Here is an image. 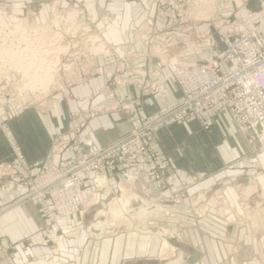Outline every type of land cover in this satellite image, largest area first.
<instances>
[{
  "label": "rangeland",
  "instance_id": "1",
  "mask_svg": "<svg viewBox=\"0 0 264 264\" xmlns=\"http://www.w3.org/2000/svg\"><path fill=\"white\" fill-rule=\"evenodd\" d=\"M164 1L162 3L155 0L156 14L152 21L136 24L130 28V32L133 41L146 48L145 56L160 65L172 78L176 66L203 65L208 60L207 56L195 63L182 62L183 59L180 57L185 52L192 51L190 41L200 48L204 45L205 47L219 45L221 33L226 29L224 18L233 24L235 31H238L239 26L236 25L234 18L236 7L240 3H244L245 6L256 3V8L251 10H257L259 2V0ZM93 10L94 5L88 0H0V11H6L23 19L21 22L23 30L34 31L38 28V33L42 31L53 34L56 45L52 48L51 56H48L49 49L44 48L41 43L39 45H43V48L33 50L31 55L34 57L35 54L44 60L50 57L51 68L46 76L49 84L50 78H54L53 85L56 90L53 94L51 91L47 99H35L31 96L28 97L29 99L25 97L17 99L11 89L13 81L7 83L4 92L0 95V104L2 103L0 108L5 109L6 116L11 115L15 110L20 111L35 105L46 109L50 97L56 93L67 95L71 89L82 85L99 72L107 77L113 75V79H108L103 86L104 104L111 101L108 106L101 107L103 111L108 109V111L118 110L126 113L131 127L147 116L146 113L145 116L136 119L135 111L140 109L139 104L130 106L115 94L126 84V80L119 75H128V68L125 65L137 54L126 55L119 46L113 45L105 37L106 30L113 22L110 10L107 7L97 10L96 19L91 14ZM215 13L223 18L218 19L214 16ZM157 20L164 21L162 30L157 29ZM119 22L124 24L122 20ZM51 29L55 33L50 32ZM207 29L212 30L211 36L206 35ZM11 36L13 43L17 44L16 40H20L19 35ZM11 36L8 38V46ZM29 36L27 33L22 35L29 40L31 46L32 40ZM184 42L188 45L186 46ZM4 48L1 51H4ZM198 50H193L195 51L193 53L201 57L205 51ZM97 59L114 61L100 69L95 65ZM3 83L2 81L0 87L4 86ZM47 84L41 88L43 95L48 93ZM14 87L19 89L18 86ZM91 112L95 113L94 109ZM79 138L83 137L77 134L68 142L72 156L73 143ZM6 140L13 152L14 142L7 137ZM60 142H54L52 152L61 144ZM19 150L21 151L20 148ZM261 155H264V152L260 153L246 147L245 155L239 160L242 167L237 169L238 173L218 174L210 187L200 188L198 191H193V194L190 193V183L177 179L167 167L161 186L157 188L162 190V194L164 193L162 198L169 200L167 203L171 208L152 200V188L147 195L143 194V190L151 185H141L142 178L136 177L134 187L124 180L119 182L122 178L115 179V191L107 189L104 193L90 196L84 209H79L74 216L66 218L67 220L63 219L66 220V225L59 228L57 225L61 220L52 226L39 203L23 199L28 191L7 169L9 163L0 164V177H6L8 180L16 179L18 184L26 189L25 195L20 200L0 207V218L20 202L35 203L37 214L46 223V227L43 226L35 234L22 236L21 244L32 252L28 254L26 264L39 262L43 264H172L179 258L182 260L180 264H264V180L261 178L264 177V169L258 162ZM24 159L26 160L25 157ZM64 161L53 167H59ZM27 163L31 165L34 173L44 177L51 168V166L45 167L40 162L27 161ZM100 180L102 179L98 180L100 186L104 187L105 180L103 182ZM118 186L121 190L117 188ZM127 198L130 200L127 201ZM159 208L162 211L158 212ZM119 212L123 214V219L116 222L112 214ZM142 213L147 215H141ZM98 223L105 225L104 229L107 231L99 232L95 227L100 226L97 225ZM40 242L45 245L46 251H36ZM164 242H167L172 250L162 254ZM15 254V246H0V264H16Z\"/></svg>",
  "mask_w": 264,
  "mask_h": 264
},
{
  "label": "crops",
  "instance_id": "2",
  "mask_svg": "<svg viewBox=\"0 0 264 264\" xmlns=\"http://www.w3.org/2000/svg\"><path fill=\"white\" fill-rule=\"evenodd\" d=\"M88 1L94 5L91 14L95 19L97 10L103 7H107L112 13L113 22L105 33L107 40L119 46L126 55L137 54L125 65L128 68V75H119L126 80L125 86L115 92L117 97L125 100L130 106L139 104L140 109L135 111L136 115L134 113L136 119L145 116L146 113L151 114L177 99L179 91L172 76L145 56L146 48L133 41L130 32L132 26L152 21L156 14L155 0ZM247 6L255 9L256 3H249ZM121 20L124 24L119 22ZM156 24L158 30H162L165 25L163 20H157ZM261 31L264 36V20ZM189 44L192 46V51H187L180 57L183 59L182 62H198L211 52L209 47H205L206 45L200 48L192 41ZM193 50L199 52L203 50L205 53L198 57L199 55L193 53L195 52ZM113 61L97 59L95 65L102 69ZM108 79H113V75L107 77L99 72L82 85L71 89L67 95L56 93L50 97L46 109L35 105L20 111L15 110L11 115L6 116L5 109L0 108V164L11 163L13 159L6 137L21 149L27 161L40 162L45 167H53L72 156L68 142L77 134L85 139H91L96 145L109 143L125 135L131 127L128 115L118 110L103 111L101 108L111 103L110 101L104 104L103 101V86ZM28 97L26 96L25 99H29ZM93 109L95 113L91 112ZM2 125H4L3 129ZM54 142L61 144L52 152ZM246 147L244 138L237 132L229 115L222 114L215 119L209 131L203 130L196 121L159 131L153 150L160 163L168 167L171 174L180 181L190 183V193L193 194V191H198L200 188L210 187L218 174L238 173L237 169L242 167L239 160L245 155ZM258 162L264 169V155L259 157ZM140 167L141 172L136 173L134 169H130V172L142 178L141 185L152 186L153 201L169 206L167 203L169 200L162 198L164 193L162 194V190L156 187L148 166L140 165ZM120 178L123 176H116L117 180ZM261 178L264 180V177ZM115 188L116 180L112 181L114 191ZM25 193L26 189L19 185L16 179L8 180L6 177H0V207L20 200ZM66 220H61L57 228L65 227L63 225H66ZM43 226L46 227V223L37 214L35 203L20 202L0 218V246H15L16 264H26L27 256L32 252L21 244L22 236L35 234ZM38 250L44 252L47 248L40 242L36 251ZM32 264H43V262Z\"/></svg>",
  "mask_w": 264,
  "mask_h": 264
},
{
  "label": "built area",
  "instance_id": "3",
  "mask_svg": "<svg viewBox=\"0 0 264 264\" xmlns=\"http://www.w3.org/2000/svg\"><path fill=\"white\" fill-rule=\"evenodd\" d=\"M214 16L223 18L217 13ZM234 18L239 30L235 31L233 24L224 18L226 29L221 33L220 44L210 45L212 52L208 54L205 64L176 66L173 78L180 92L179 97L157 112L143 117L121 138L101 146L88 139H77L73 143V156L59 167H51L45 177L34 173L19 148L12 143L14 161L8 164L7 169L26 187L28 192L23 199L39 203L47 221L54 226L56 222L84 209L90 196L104 193L107 189L112 191L111 184L117 175L123 176L118 179L119 182L124 180L134 187L137 175H133L130 169L139 173L142 171L140 165L148 166L156 187H160L167 167L160 163L153 150L156 134L162 129L190 121L198 122L203 130L209 131L215 119L222 114L229 115L247 147L263 153L264 36L261 25L264 0H259L257 10L240 3ZM22 21L6 11H0V51L9 36L19 33L20 29L16 27H21ZM24 31L30 35L33 50H38L41 43L49 49L48 56H51L52 48L56 47L53 41L55 35L42 31L38 33L36 30ZM50 32L54 31L51 29ZM212 34V30L207 29L206 35ZM9 74L8 78L0 79V84L4 82L0 95L7 83L12 81L11 89L17 99L26 96L47 99L49 93L52 91L53 94L56 90L54 78H50L48 93L43 95L36 86L32 92L18 85L22 80L18 72L12 70ZM98 178L105 180L104 187L100 186ZM117 188L121 190L119 186ZM151 188L144 189L143 194L147 195Z\"/></svg>",
  "mask_w": 264,
  "mask_h": 264
},
{
  "label": "bare ground",
  "instance_id": "4",
  "mask_svg": "<svg viewBox=\"0 0 264 264\" xmlns=\"http://www.w3.org/2000/svg\"><path fill=\"white\" fill-rule=\"evenodd\" d=\"M16 28L20 29L19 33H13V35L18 34L19 35L18 39L20 40H16L17 44H14L12 40V36H11L10 41H9V46H8V38H9L8 37L6 39L7 43L4 46L6 49L3 47L4 51L0 52V79L1 78L6 79L9 72L13 70L15 72H18L20 75V78L22 79L18 85L25 86V89H28L33 92V88L35 86L38 89H41L46 83H48L47 84V89H48L49 82H48V77L46 76V73H49V70H50L49 68H51L50 66L51 63H48L50 60L49 59L44 60L42 59V57H38L35 54H33L34 57H32L31 55L33 53V47L30 46L28 39L22 37V35H25L26 32L21 27H16ZM35 30L38 31L39 29L35 28ZM40 48H43V45L41 47H38L37 49H40ZM99 179H102L100 180L101 182H103L104 180L103 178H98V180ZM126 200L129 201L130 199L127 198ZM119 209L122 210V208H119ZM157 211L160 212L162 211V209L159 208ZM143 214L144 213H142L141 215ZM144 215H147V214H144ZM112 216L115 217L113 218H114V221L116 222L123 219L122 217L123 214H121V212L117 214L113 213ZM97 225H100V226H95L99 230V232H101L102 230L107 231V229H104L106 228L105 225H101L99 223ZM100 235L101 233L98 234V236ZM170 249L172 250L171 246L167 242H164L163 247H162V254L169 252ZM181 261L182 260L179 258L172 264H180Z\"/></svg>",
  "mask_w": 264,
  "mask_h": 264
}]
</instances>
